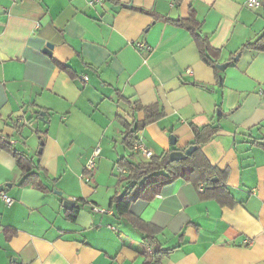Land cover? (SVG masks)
Listing matches in <instances>:
<instances>
[{"label": "crops", "instance_id": "0c3cea01", "mask_svg": "<svg viewBox=\"0 0 264 264\" xmlns=\"http://www.w3.org/2000/svg\"><path fill=\"white\" fill-rule=\"evenodd\" d=\"M89 2L0 0V134L33 160L46 187L21 186L16 158L0 147V191L13 200L0 198V264L143 263V236L110 202L125 191L118 161L149 159L124 146L119 117L141 121L133 108L151 105L165 115L137 144L158 157L183 151L192 126H217L202 152L237 201L202 199L203 185L179 180L134 204L162 228L158 244L173 249L164 264H264V51L230 62L264 35V0L257 8L247 0ZM145 11L172 20L194 13L227 63L220 78L189 31Z\"/></svg>", "mask_w": 264, "mask_h": 264}, {"label": "trees", "instance_id": "16d2710c", "mask_svg": "<svg viewBox=\"0 0 264 264\" xmlns=\"http://www.w3.org/2000/svg\"><path fill=\"white\" fill-rule=\"evenodd\" d=\"M158 20H166L179 27L185 28L190 32L199 50L202 61L212 66L220 78V70L217 68L221 56L220 49L214 48L207 36L202 33V23L196 18L194 13L186 19H167L163 16L152 12ZM246 50L264 51V35L255 41L246 42L242 48L231 57ZM61 69L66 72L73 73L69 65L57 63ZM130 102L129 100H126ZM134 112L143 111L145 118L141 121L128 122L119 117V122L124 128L122 142L124 146L130 150H135V144L139 140V134L150 124L164 117L165 113L155 105L136 106ZM194 139L183 150L190 146H197V150L189 155L184 161H172L170 154L172 151H165L162 155L152 156L148 160L141 162H133L131 158L124 157L118 161L120 166L126 170L125 174L119 176V184L124 183L125 191L115 193L111 198L110 206L114 207L116 215L126 221L134 230L138 231L142 236L144 245L141 255L144 257L142 264H164L165 258L173 249H163L157 242V236L162 232V228L153 223L146 222L140 216L135 214L132 206L138 202H150L161 190L176 181H185L193 184L197 189L203 185V191L200 193L202 199L216 200L223 206L232 207L237 204L226 183L222 180L217 168L213 167L206 156L202 152V146L210 142L218 133L219 128L213 125L203 127L192 126ZM0 147L6 149L17 160V164L21 169L23 180L21 186L35 185L38 189L46 190L40 176L35 171L33 160L27 155L13 149L8 140L0 134ZM218 178L217 181H213ZM79 208L67 212L68 218L74 220ZM150 249V250H149Z\"/></svg>", "mask_w": 264, "mask_h": 264}, {"label": "built area", "instance_id": "2783aa9c", "mask_svg": "<svg viewBox=\"0 0 264 264\" xmlns=\"http://www.w3.org/2000/svg\"><path fill=\"white\" fill-rule=\"evenodd\" d=\"M103 1H105V0H90L89 4H90L91 6H94V5H96V4H102ZM260 4H261V3H260V0H247V6H248L249 8H257V7L260 6ZM139 47H140V48H144L145 46H144V45H139ZM186 72H187V73H191V70H187ZM259 92H260V93H259L260 96L264 98V90H260ZM137 143H138V142H137ZM137 143L135 144V147L138 148V149H140L141 152H142V154H143L146 158H150V157L153 156V152H152L151 150L145 148L144 146H140V145H138ZM100 150H101L100 147L96 148V149H95V152H94V154H93V157H97V156L100 154ZM93 166H94V163L91 161L90 164H89L88 167H87V171H91V170L93 169ZM118 170H119V172H120L121 174H124V173H125V170H124L122 167H118ZM84 178H85V180H86L87 182H90V180H91V178H90L89 175H85ZM201 190H202V188H201ZM0 198L4 199V201H5L8 205H11V204L13 203V200H12L10 197H8L3 191H0ZM95 210H96V211H99L98 208H95ZM246 243H247V244H250L251 241H246ZM149 250H150V249H149Z\"/></svg>", "mask_w": 264, "mask_h": 264}, {"label": "water", "instance_id": "95a60500", "mask_svg": "<svg viewBox=\"0 0 264 264\" xmlns=\"http://www.w3.org/2000/svg\"><path fill=\"white\" fill-rule=\"evenodd\" d=\"M53 48V45L48 44L44 50V52L50 54L51 49ZM240 57V54L237 55V57H235V61L238 60ZM227 67V63L226 64H219L217 65V68L221 71L225 70V68ZM43 116H45V114H42V118ZM197 150V146H190L189 148H187L185 151H174L170 154V159L172 161H184L189 155H191L194 151ZM42 152V151H40ZM218 178H214L213 181H217ZM1 189H3V187H1ZM74 206V202H70V201H65L64 202V207L68 210H72Z\"/></svg>", "mask_w": 264, "mask_h": 264}]
</instances>
